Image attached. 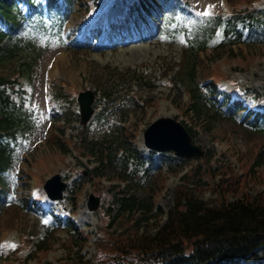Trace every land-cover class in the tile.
<instances>
[{
    "label": "rangeland",
    "instance_id": "1",
    "mask_svg": "<svg viewBox=\"0 0 264 264\" xmlns=\"http://www.w3.org/2000/svg\"><path fill=\"white\" fill-rule=\"evenodd\" d=\"M130 1L76 0L65 26L71 35L66 43L55 35L29 29L27 24L16 30L19 37L32 38L38 58L32 83L22 87L33 117V131L16 145L12 165L0 181V264H72L78 253L89 255L94 250V233L101 216L87 208L88 195L93 191L103 202L109 201L108 187L112 184L142 201L156 190L152 194L154 206L166 212L175 189L183 185L182 173L187 169L191 173L190 168L199 161L189 160L183 170L175 173L179 165L173 164V172L167 166L168 161L174 163L168 159L173 156L157 153L155 173L134 179L122 171L120 160L106 162L98 177L89 170L100 159L91 149L93 141H113L116 147L118 141H130L132 147L146 152L139 137L159 116L174 117L190 126L196 133L194 142L212 152V165L219 164L212 177L204 174L197 184L192 183L201 200L215 202L217 184L227 170L247 174V191L264 197V152L260 162L251 168L257 152L264 149V134L251 131L240 123V118L216 114L209 101L193 99L182 84L172 83L182 64L183 38L199 42L203 33L212 28L216 12L230 15L232 10L248 7L251 1L158 0L143 33L131 32L123 20L118 21ZM64 5V0H59V6ZM209 5L214 7L209 9ZM206 9L211 15L203 14ZM257 30L247 37L248 42L200 52L198 82L205 86V78L215 76L223 90L235 92L247 106H254L256 100L250 88H235L234 84L247 83L260 93L264 91V22ZM229 77H235L234 83L227 80ZM69 87L74 93L84 88L103 92L104 98L95 104L102 107L99 120L93 117L82 127L77 105L70 101L64 106L63 94L60 96L64 92L70 99ZM202 91L206 93L204 87ZM113 154L116 150L110 153ZM54 172L65 177L69 190L62 200L50 203L41 213L30 211L26 206L32 201L31 189L39 188L38 182ZM37 200L46 201V197L41 194ZM54 213L66 219L71 215L78 228L91 231L81 251L79 237L58 225ZM158 220L163 222L165 214L157 211L154 221L142 223V229H153ZM42 240L47 242V250L34 251ZM11 242H19L17 251ZM260 253L264 255V247Z\"/></svg>",
    "mask_w": 264,
    "mask_h": 264
},
{
    "label": "trees",
    "instance_id": "2",
    "mask_svg": "<svg viewBox=\"0 0 264 264\" xmlns=\"http://www.w3.org/2000/svg\"><path fill=\"white\" fill-rule=\"evenodd\" d=\"M36 1L38 0H0V67H13L11 73L0 72V180L1 173L11 162L14 142L19 136L30 134L32 130L31 111L26 105V92L22 87L33 78L38 49L30 36L19 37L13 29L24 19H31L29 29L33 23L36 30L44 33L62 27L63 24L57 13L55 20L51 19L52 9H49L50 13L37 7L23 13L24 5ZM52 1L50 0V5ZM156 1L138 0V8H152ZM253 13L249 11L247 16L256 18ZM213 19L218 26L220 17L215 15ZM229 24L230 19L221 23L222 46L241 39L238 33L230 39ZM211 30L207 33L214 31ZM202 42L193 47L203 48ZM189 61L191 64L183 70L188 67L187 80L192 82L195 62L193 59ZM194 89L193 99L201 97L198 87L194 86ZM228 101L227 98L225 102ZM242 103L238 99H232L227 107L236 111L243 108ZM195 111L199 113V110ZM248 114L252 115V126L257 130H264V113L249 110ZM188 130L194 136L192 128L188 127ZM99 144L93 141L91 149H97ZM260 158L251 168L260 162ZM115 160V157H109L110 163ZM122 160L131 162L135 167L142 163L141 158L130 151L123 153ZM177 160L181 165L186 161L181 158ZM104 166L105 163L101 161L99 174H102ZM201 167H204L202 171L212 175L218 170L205 160L201 165L195 166L187 176L191 180L200 178ZM245 177L247 174L227 170L217 184L215 192L218 193V198L213 204L201 200L196 188L180 186L174 193L173 205L169 208L166 219L162 223L158 221L153 232H141L140 219H136L120 233L99 237V245L94 255L98 260L95 258L94 261H82V256L79 255L78 264H264L263 259L257 255L258 249L264 245V197L262 194H250L247 191ZM118 201V209L111 214L113 220L133 215L135 212H140L141 218L146 221L155 216L151 196L142 201L132 194L124 193ZM47 248V242L39 246L42 251Z\"/></svg>",
    "mask_w": 264,
    "mask_h": 264
},
{
    "label": "water",
    "instance_id": "3",
    "mask_svg": "<svg viewBox=\"0 0 264 264\" xmlns=\"http://www.w3.org/2000/svg\"><path fill=\"white\" fill-rule=\"evenodd\" d=\"M93 94L91 91L79 93L78 101L81 109V122L85 123L92 113L91 102ZM145 144L157 150H174L180 156H194L202 154L197 145L191 143V139L185 128L170 117H162L150 124L144 131ZM58 176L47 181L45 187L51 191L53 197H61L63 184L57 182ZM53 186V187H52ZM52 187V190H50ZM98 198L90 196L89 207L95 208Z\"/></svg>",
    "mask_w": 264,
    "mask_h": 264
},
{
    "label": "snow or ice",
    "instance_id": "4",
    "mask_svg": "<svg viewBox=\"0 0 264 264\" xmlns=\"http://www.w3.org/2000/svg\"><path fill=\"white\" fill-rule=\"evenodd\" d=\"M212 7H214V5H209L208 6V8L210 9V8H212ZM204 15H211V12L210 11H208L207 9L204 11V13H203ZM46 222V221H45ZM10 246H12V247H15V245L13 244V245H10Z\"/></svg>",
    "mask_w": 264,
    "mask_h": 264
},
{
    "label": "bare ground",
    "instance_id": "5",
    "mask_svg": "<svg viewBox=\"0 0 264 264\" xmlns=\"http://www.w3.org/2000/svg\"><path fill=\"white\" fill-rule=\"evenodd\" d=\"M141 139V138H140Z\"/></svg>",
    "mask_w": 264,
    "mask_h": 264
}]
</instances>
